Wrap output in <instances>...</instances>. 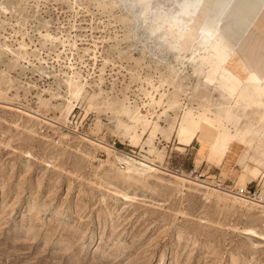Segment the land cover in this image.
Returning a JSON list of instances; mask_svg holds the SVG:
<instances>
[{"label": "rangeland", "instance_id": "rangeland-1", "mask_svg": "<svg viewBox=\"0 0 264 264\" xmlns=\"http://www.w3.org/2000/svg\"><path fill=\"white\" fill-rule=\"evenodd\" d=\"M181 5L0 0V264H264V128L217 153L183 128L206 99L264 125V11L260 35ZM232 46L259 77L223 93Z\"/></svg>", "mask_w": 264, "mask_h": 264}, {"label": "bare ground", "instance_id": "bare-ground-1", "mask_svg": "<svg viewBox=\"0 0 264 264\" xmlns=\"http://www.w3.org/2000/svg\"><path fill=\"white\" fill-rule=\"evenodd\" d=\"M185 3L193 5L192 7L187 9L188 11L196 12L201 4V0H182V4ZM262 11H264V1H260V0H212V12L210 15H207L206 18L212 24L211 29L214 30L215 28H221L222 27L221 23L223 24L225 19H227L230 16H235L234 26L236 28L243 26L245 23H249L260 34V32L257 30V21L259 19V13ZM261 36L264 38L263 35ZM217 49L218 48L216 47L215 50ZM231 52H233L232 57H230L227 54L228 52L227 53L225 52L226 53L225 54L222 51H216V53L214 54V59L220 60L219 64L217 65V67L209 66L208 68H206L207 69L206 71L215 72L218 75L217 85L221 87L223 93H225L227 90H230L231 86L234 85L235 83L239 85H243V82H245L247 78V76L242 75L239 70V63L237 60L238 53L236 51V48L234 49V47L232 46ZM206 57L207 56L205 55L200 56L201 62ZM204 69L205 68H203V70ZM203 70L201 71V73H203ZM252 87L254 92L247 95L248 97L247 99L249 100L248 105L255 104L264 107V79L257 78L253 82ZM244 88L245 87H243L242 90ZM162 98L163 95L160 98L161 101ZM205 101L207 102V104H205L203 106V109L198 112V115L193 111H190L186 115L185 124L183 127L184 131L190 133L191 137H193V135L197 132H202V131L209 132L210 134L209 144L212 150L213 133L215 130L214 135L216 136V140H217V147H216L217 151L219 149L222 150L223 147L225 146L224 145L225 141H227L228 139V133L230 130L228 124H230L231 122L232 127L234 126V128L237 129L236 127L239 123L240 118L239 119L237 118L238 115H236V113L233 111V109L230 106H223L222 103H218L215 105L216 109L210 110L209 101L207 99ZM125 112L130 114L131 110L128 109ZM208 113H210V116H208ZM138 115L136 117L134 116L135 122L143 123L145 125L148 124V121L145 118H143L142 116L139 118ZM241 120L242 118L240 119V121ZM251 127L253 126L251 125ZM247 132L251 133L248 130ZM229 141L230 140H228V142ZM137 164L141 168L145 169L146 172L156 171V168L154 166L148 165L145 162H137ZM195 173L197 174V171Z\"/></svg>", "mask_w": 264, "mask_h": 264}, {"label": "crops", "instance_id": "crops-1", "mask_svg": "<svg viewBox=\"0 0 264 264\" xmlns=\"http://www.w3.org/2000/svg\"><path fill=\"white\" fill-rule=\"evenodd\" d=\"M237 60H238V63H239V70H240V72H241V74L242 75H244V76H250V75H252V74H254V75H256L257 77H259V75L257 74V73H255V72H253L252 70H250L248 67H247V65L243 62V60L241 59V57L239 56V55H237ZM259 78H261V77H259ZM262 79H264V77L262 78ZM253 106H255V107H261L262 109H263V113L261 114V121H263L264 122V107L263 106H260V105H255V104H252ZM250 106V105H249ZM236 115H238V114H236ZM239 116V117H238ZM237 116V118L239 119H241L242 118V116L241 115H238ZM240 119H239V123H240ZM243 119V118H242ZM239 123H238V125H239ZM238 125H237V131H239L240 133H238L239 135H237L238 137H240V138H238V137H236L235 139V142L237 141L238 142V139H242L244 136H246L247 134H249V132H247V130L248 131H252L253 130V128L251 127V125H249V126H247V128H245V129H240V130H238L239 129V127H238ZM259 127V128H258ZM256 129H254L251 133H256V134H259V132L262 130V128H264V125L263 124H260L259 126H258ZM230 128V127H229ZM233 128H234V126H233ZM231 129L232 128H230V130H229V133H228V139H227V141H225V143H224V145L226 146V143L228 142V140H231V139H229V138H233L232 136H231ZM251 129V130H250ZM246 130V131H245ZM244 131V132H243ZM256 131V132H255ZM246 132V133H245ZM215 134V130H214V133H213V140H212V153H217V152H220L221 151V149H219L218 151H217V140H216V136L214 135ZM209 141H210V138H209ZM209 141H208V146H209V148H210V144H209ZM185 145H188V144H186V143H184ZM224 146V147H225ZM223 147V148H224ZM211 149V148H210Z\"/></svg>", "mask_w": 264, "mask_h": 264}, {"label": "snow or ice", "instance_id": "snow-or-ice-1", "mask_svg": "<svg viewBox=\"0 0 264 264\" xmlns=\"http://www.w3.org/2000/svg\"><path fill=\"white\" fill-rule=\"evenodd\" d=\"M192 6H193V5L188 4V3H185V4L181 5V7L185 8V9H188V8H190V7H192ZM210 35H211V33H210ZM217 48H220V44H217Z\"/></svg>", "mask_w": 264, "mask_h": 264}, {"label": "built area", "instance_id": "built-area-1", "mask_svg": "<svg viewBox=\"0 0 264 264\" xmlns=\"http://www.w3.org/2000/svg\"><path fill=\"white\" fill-rule=\"evenodd\" d=\"M194 171H195V172L197 171L196 168L194 169ZM198 174H199V176H201V177L203 176L202 173H198Z\"/></svg>", "mask_w": 264, "mask_h": 264}]
</instances>
